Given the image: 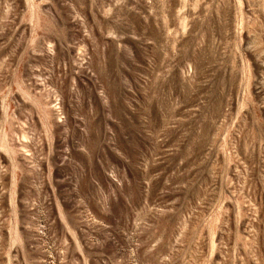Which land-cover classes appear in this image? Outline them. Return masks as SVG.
I'll return each instance as SVG.
<instances>
[{"label":"rangeland","instance_id":"1","mask_svg":"<svg viewBox=\"0 0 264 264\" xmlns=\"http://www.w3.org/2000/svg\"><path fill=\"white\" fill-rule=\"evenodd\" d=\"M0 264H264V0H0Z\"/></svg>","mask_w":264,"mask_h":264}]
</instances>
